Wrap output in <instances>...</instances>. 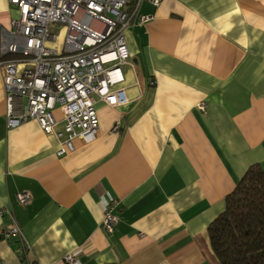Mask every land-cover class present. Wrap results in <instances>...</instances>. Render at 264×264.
<instances>
[{
	"label": "crops",
	"instance_id": "obj_1",
	"mask_svg": "<svg viewBox=\"0 0 264 264\" xmlns=\"http://www.w3.org/2000/svg\"><path fill=\"white\" fill-rule=\"evenodd\" d=\"M138 12L152 18L123 31L127 101L97 102L96 137L73 151L56 154L34 119L8 126L0 67V264L76 250L80 264H221L208 225L250 164L264 171V0H141ZM15 17L0 0V44ZM12 218L21 236L5 238Z\"/></svg>",
	"mask_w": 264,
	"mask_h": 264
},
{
	"label": "built area",
	"instance_id": "obj_2",
	"mask_svg": "<svg viewBox=\"0 0 264 264\" xmlns=\"http://www.w3.org/2000/svg\"><path fill=\"white\" fill-rule=\"evenodd\" d=\"M129 0H8L17 10L11 20L8 42L1 54L17 56L0 61L6 94V121L16 127L29 119L46 134L54 135L56 154L75 149L74 140L93 141L98 130L96 103L110 106L126 103L122 68L131 64L123 31L133 23L152 18L138 12L141 0L131 8ZM158 6L161 0H147ZM65 26L61 47L54 46L59 32L51 25ZM198 108L204 110L201 101ZM59 110L60 118L55 114ZM28 203V192L16 195ZM111 201L102 214V227L111 234L117 224ZM5 238L20 237L14 218L2 231ZM80 250L64 257L63 264H80Z\"/></svg>",
	"mask_w": 264,
	"mask_h": 264
},
{
	"label": "trees",
	"instance_id": "obj_3",
	"mask_svg": "<svg viewBox=\"0 0 264 264\" xmlns=\"http://www.w3.org/2000/svg\"><path fill=\"white\" fill-rule=\"evenodd\" d=\"M138 0H129L131 8ZM208 225L211 248L221 264H264V171L250 164Z\"/></svg>",
	"mask_w": 264,
	"mask_h": 264
},
{
	"label": "rangeland",
	"instance_id": "obj_4",
	"mask_svg": "<svg viewBox=\"0 0 264 264\" xmlns=\"http://www.w3.org/2000/svg\"><path fill=\"white\" fill-rule=\"evenodd\" d=\"M51 27H53L55 30H57L59 32L58 40L53 45L58 47V48H60L61 47V43H62L63 38H64L65 26L63 24H55V25H51Z\"/></svg>",
	"mask_w": 264,
	"mask_h": 264
}]
</instances>
